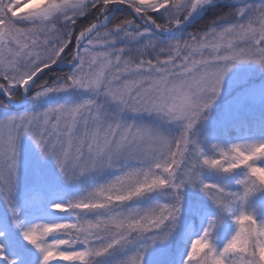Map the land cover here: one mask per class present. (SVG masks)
I'll use <instances>...</instances> for the list:
<instances>
[{
  "label": "snow or ice",
  "instance_id": "6c2138e0",
  "mask_svg": "<svg viewBox=\"0 0 264 264\" xmlns=\"http://www.w3.org/2000/svg\"><path fill=\"white\" fill-rule=\"evenodd\" d=\"M242 65L264 0H0V264H264Z\"/></svg>",
  "mask_w": 264,
  "mask_h": 264
},
{
  "label": "rangeland",
  "instance_id": "374dc122",
  "mask_svg": "<svg viewBox=\"0 0 264 264\" xmlns=\"http://www.w3.org/2000/svg\"><path fill=\"white\" fill-rule=\"evenodd\" d=\"M243 73H253L255 74V77L257 79L264 78V76H261L259 73L258 69L255 68L254 66H238L236 69L233 70V73L230 74L229 79L234 74H243ZM234 95V92H231L229 90L225 91V94L222 95L221 99L217 102V105L213 108V118L217 117L224 109L225 105L230 102L232 96ZM0 211H3V206L0 205Z\"/></svg>",
  "mask_w": 264,
  "mask_h": 264
},
{
  "label": "water",
  "instance_id": "95a60500",
  "mask_svg": "<svg viewBox=\"0 0 264 264\" xmlns=\"http://www.w3.org/2000/svg\"><path fill=\"white\" fill-rule=\"evenodd\" d=\"M15 106H16V107H19V108H20V107H23L22 105H15Z\"/></svg>",
  "mask_w": 264,
  "mask_h": 264
}]
</instances>
